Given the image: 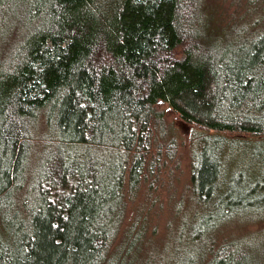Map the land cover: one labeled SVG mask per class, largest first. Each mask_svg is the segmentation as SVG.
Returning <instances> with one entry per match:
<instances>
[{
    "label": "trees",
    "instance_id": "trees-1",
    "mask_svg": "<svg viewBox=\"0 0 264 264\" xmlns=\"http://www.w3.org/2000/svg\"><path fill=\"white\" fill-rule=\"evenodd\" d=\"M256 2L240 3L242 16ZM258 3L220 27L211 0H0V264H121L152 127L172 134L157 103L204 133L189 165L198 208L163 264H262L220 229L264 183L210 202L227 170L219 145L264 142ZM174 147L166 138L169 157Z\"/></svg>",
    "mask_w": 264,
    "mask_h": 264
},
{
    "label": "rangeland",
    "instance_id": "rangeland-1",
    "mask_svg": "<svg viewBox=\"0 0 264 264\" xmlns=\"http://www.w3.org/2000/svg\"><path fill=\"white\" fill-rule=\"evenodd\" d=\"M244 1L211 0L216 5L213 15L216 18L215 25L223 27L232 16H242L244 9L242 10L241 4ZM259 1L257 0L255 6L249 7L247 13L242 16L243 20L260 13ZM241 23L243 22L237 21L236 26L233 25L224 33L234 34ZM154 108L161 113L163 125L165 128L170 127L172 134L164 135L159 125L152 127V144L146 155L140 179L136 189L125 200L124 219L118 238L128 227L131 228L133 223L136 224L132 230L134 238L131 252L121 258V264H163L173 247L178 244V233L185 212H189L191 208H198L189 181V165L191 151L204 133L183 123L164 103H157ZM40 130L45 134L43 128ZM169 137L174 138L175 146L170 157L165 149L166 138ZM237 138L239 140L223 141L225 143L218 147L224 150L227 170L222 175L220 187L210 201L212 210L221 205L220 198L226 192L230 191L233 196L234 192L255 182L264 183V142H256V138L247 135ZM195 153L196 151L193 156ZM238 173L244 178L240 185L233 184ZM248 199L255 202L246 207L248 209L243 211L245 213L241 212V215L235 216L236 220L232 218L234 217L232 214H228V219L234 221H227L229 223L223 224L220 231L239 236L234 237L239 238L242 244L246 245V249L259 258V263L264 264V189ZM2 215L4 217V208L0 210V219L3 218Z\"/></svg>",
    "mask_w": 264,
    "mask_h": 264
},
{
    "label": "water",
    "instance_id": "water-1",
    "mask_svg": "<svg viewBox=\"0 0 264 264\" xmlns=\"http://www.w3.org/2000/svg\"><path fill=\"white\" fill-rule=\"evenodd\" d=\"M180 120V119H179Z\"/></svg>",
    "mask_w": 264,
    "mask_h": 264
}]
</instances>
